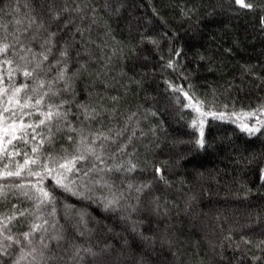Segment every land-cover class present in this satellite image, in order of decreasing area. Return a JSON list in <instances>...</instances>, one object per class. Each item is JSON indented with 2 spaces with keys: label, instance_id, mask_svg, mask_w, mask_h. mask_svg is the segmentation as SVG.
Returning <instances> with one entry per match:
<instances>
[{
  "label": "trees",
  "instance_id": "16d2710c",
  "mask_svg": "<svg viewBox=\"0 0 264 264\" xmlns=\"http://www.w3.org/2000/svg\"><path fill=\"white\" fill-rule=\"evenodd\" d=\"M245 3L0 0V264H264Z\"/></svg>",
  "mask_w": 264,
  "mask_h": 264
},
{
  "label": "snow or ice",
  "instance_id": "6c2138e0",
  "mask_svg": "<svg viewBox=\"0 0 264 264\" xmlns=\"http://www.w3.org/2000/svg\"><path fill=\"white\" fill-rule=\"evenodd\" d=\"M235 2L239 5H241L242 7L244 8H251L252 5L251 4H246L245 3V0H235ZM42 27V25H41ZM9 44L7 43H0V53H4V52H7L9 50ZM47 57H45L46 59ZM170 66V65H169ZM24 75H31V73H28V72H25ZM16 91H20V89H16ZM185 95H187V93H185ZM5 111H7V109H5ZM50 115V114H49ZM208 115H212L214 119H225V115L223 113H212V112H204V113H201V116L203 117H206ZM252 115H255V113H253ZM259 124H261V126H264V122H261V121H258ZM200 139L197 141V144L202 148L204 146V140H203V120L200 121ZM193 127H196V124L194 123L193 124ZM241 131L243 132H246L249 136H253L255 135L257 132L260 131V127H248L247 125H242L241 126ZM8 143H11V139H9ZM35 151V149H33ZM6 151V150H5ZM27 163V161H26ZM63 167V166H62ZM134 167V166H133ZM5 175H20L19 172H15V173H12V172H6ZM56 183L58 185H60L61 187H64L66 190H69L67 188V185H63L61 184L60 180H57ZM44 196L49 199V202H51L52 197L49 196V194L47 192L44 193ZM34 227H38V226H34ZM27 235L28 234H25V238H27ZM86 251L91 254V255H95V253H92L91 252V249H86Z\"/></svg>",
  "mask_w": 264,
  "mask_h": 264
}]
</instances>
